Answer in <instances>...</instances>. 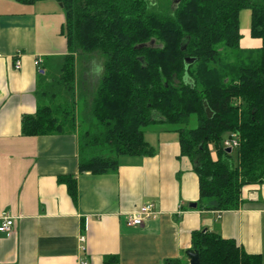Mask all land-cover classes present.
<instances>
[{
    "label": "trees",
    "instance_id": "obj_1",
    "mask_svg": "<svg viewBox=\"0 0 264 264\" xmlns=\"http://www.w3.org/2000/svg\"><path fill=\"white\" fill-rule=\"evenodd\" d=\"M56 1L68 54L38 64L37 109L23 116L22 134L79 130L80 174L105 175L118 171L121 156L155 154L147 129L175 127L180 157L199 178L196 210H238L243 188L264 183V0ZM244 9L258 49L241 47ZM234 134L239 147L229 153L224 141ZM59 182L77 202V177ZM192 250L200 264H263L206 228L193 232Z\"/></svg>",
    "mask_w": 264,
    "mask_h": 264
},
{
    "label": "crops",
    "instance_id": "obj_2",
    "mask_svg": "<svg viewBox=\"0 0 264 264\" xmlns=\"http://www.w3.org/2000/svg\"><path fill=\"white\" fill-rule=\"evenodd\" d=\"M65 20L56 0H0V226L4 212L14 222L9 234L0 232V264H105L108 256H118L113 264H190L192 234L203 228L260 254L264 264V183L243 188L238 210L192 208L199 178L180 157L177 132L148 129L155 154L121 156L118 171L105 175L80 174L79 130L22 134L23 116L37 109L36 62L68 54ZM245 32L242 48L262 46ZM66 175L77 177V202L59 182ZM145 204L156 215L129 226L128 217Z\"/></svg>",
    "mask_w": 264,
    "mask_h": 264
},
{
    "label": "built area",
    "instance_id": "obj_3",
    "mask_svg": "<svg viewBox=\"0 0 264 264\" xmlns=\"http://www.w3.org/2000/svg\"><path fill=\"white\" fill-rule=\"evenodd\" d=\"M41 61H37L36 65H38ZM16 69L19 70L22 67V63L20 60H17ZM224 147L226 149H231L232 151L234 149H237L239 147V138L237 135H231V137L227 138L224 141ZM156 215L154 211V206L152 204H145L143 205L136 213L132 214L128 217V224L129 226H143L146 222L151 220ZM2 219L4 222L0 226V232L9 234L11 232L12 226H13V220L11 216L7 212H4L2 214ZM84 241L85 238H82Z\"/></svg>",
    "mask_w": 264,
    "mask_h": 264
},
{
    "label": "rangeland",
    "instance_id": "obj_4",
    "mask_svg": "<svg viewBox=\"0 0 264 264\" xmlns=\"http://www.w3.org/2000/svg\"><path fill=\"white\" fill-rule=\"evenodd\" d=\"M166 5V3L161 0V1H158V4L157 5ZM240 20H241V30H242V35H244L246 32V30H250V27H251V11L249 9H244L242 12H241V16H240ZM247 35V34H245ZM248 39V37H247ZM255 39V38H253ZM245 42V36L242 37V43L244 44ZM97 80V76L95 77L94 79V82ZM195 126V121L192 122V124L189 126L190 128L194 127ZM161 128V129H160ZM155 130L156 128L154 127H150L149 130ZM159 130H167V131H170L169 134H173L174 137L177 136V134L175 133L174 129L175 127H171V126H164V127H159L158 128ZM148 129L146 130L147 133L149 131ZM168 135V134H167ZM211 151L213 153V155L216 154V151H215V148L213 145H211ZM215 152V153H214Z\"/></svg>",
    "mask_w": 264,
    "mask_h": 264
},
{
    "label": "water",
    "instance_id": "obj_5",
    "mask_svg": "<svg viewBox=\"0 0 264 264\" xmlns=\"http://www.w3.org/2000/svg\"><path fill=\"white\" fill-rule=\"evenodd\" d=\"M178 2H180V0ZM152 44H154V40L152 41ZM147 46H148V44H147ZM187 62L192 64L194 61L193 60H187ZM204 106H205V110H206L208 117L212 118L213 113H212L211 109L208 107L207 103H204ZM227 152L231 153L232 150L229 148V149H227ZM197 206H198L197 203L191 205L192 208H197ZM187 256L189 258L190 264H200V255L197 251H193V250L188 251Z\"/></svg>",
    "mask_w": 264,
    "mask_h": 264
}]
</instances>
